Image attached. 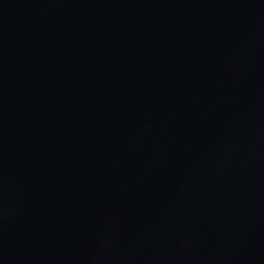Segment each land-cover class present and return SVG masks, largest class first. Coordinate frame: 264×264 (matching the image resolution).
Returning a JSON list of instances; mask_svg holds the SVG:
<instances>
[{
  "label": "water",
  "instance_id": "95a60500",
  "mask_svg": "<svg viewBox=\"0 0 264 264\" xmlns=\"http://www.w3.org/2000/svg\"><path fill=\"white\" fill-rule=\"evenodd\" d=\"M0 264H264V0H0Z\"/></svg>",
  "mask_w": 264,
  "mask_h": 264
}]
</instances>
